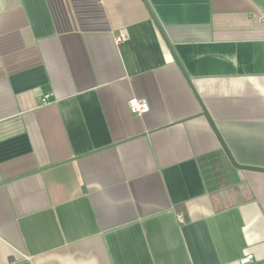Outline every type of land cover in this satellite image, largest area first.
I'll list each match as a JSON object with an SVG mask.
<instances>
[{
	"label": "crops",
	"instance_id": "crops-1",
	"mask_svg": "<svg viewBox=\"0 0 264 264\" xmlns=\"http://www.w3.org/2000/svg\"><path fill=\"white\" fill-rule=\"evenodd\" d=\"M263 19L264 0H0V264H264V173L227 161L207 188L199 159L225 155L173 58L264 169Z\"/></svg>",
	"mask_w": 264,
	"mask_h": 264
},
{
	"label": "water",
	"instance_id": "water-1",
	"mask_svg": "<svg viewBox=\"0 0 264 264\" xmlns=\"http://www.w3.org/2000/svg\"><path fill=\"white\" fill-rule=\"evenodd\" d=\"M143 2V0H142ZM149 12V11H148ZM149 15L150 17L152 18L159 34L161 35L163 41L167 44V41L165 39V36L163 35L161 29L159 28V25L157 24V22H155V19H153V16L151 15V13L149 12ZM173 58H174V61H175V64L177 66V68L180 70L181 74L183 75V78L185 79V81L187 82V84L189 85L193 95L195 96V98L197 99V102L199 103L200 105V108H201V111H202V114L203 116L206 118L210 128L212 129L213 133L215 134V136L217 137L218 139V142L221 146V149L227 159V161L229 162L230 166L236 170H239V171H255V172H262L264 173V169H260V168H253V167H249V166H243V165H239L235 162V160L233 159V157L230 155V152L228 151L225 143L223 142L222 138L220 137L219 133L217 132L216 130V127L214 126V124L212 123V121L210 120L209 116L207 115L204 107L202 106L201 102H199V99L195 93V91L193 90V88L191 87L190 83H189V80H188V77L187 75L184 73V71L182 70V67L181 65L179 64V62L177 61V59L175 58V56L173 55Z\"/></svg>",
	"mask_w": 264,
	"mask_h": 264
},
{
	"label": "trees",
	"instance_id": "trees-1",
	"mask_svg": "<svg viewBox=\"0 0 264 264\" xmlns=\"http://www.w3.org/2000/svg\"><path fill=\"white\" fill-rule=\"evenodd\" d=\"M199 166L202 169L203 177L205 180L204 183H206L208 189L211 190L213 188L211 185L216 180L219 181V185L217 186L220 187L225 185L223 178V173H224L223 169L224 167L225 168H227V166L229 167V164L223 155L220 156L211 155L201 160L199 159Z\"/></svg>",
	"mask_w": 264,
	"mask_h": 264
},
{
	"label": "built area",
	"instance_id": "built-area-1",
	"mask_svg": "<svg viewBox=\"0 0 264 264\" xmlns=\"http://www.w3.org/2000/svg\"><path fill=\"white\" fill-rule=\"evenodd\" d=\"M126 40H127V36L123 32H119L117 34V36H115V43L116 44H120ZM46 98H47V96H45L44 99H46ZM146 103L147 102L144 99L131 98L127 102V108H128L129 113L134 115V116H138V117L144 116L145 114H147L149 112V106ZM177 218H178L179 222H183V218L181 215H178ZM252 262H253V256L251 254H248V255L243 256L239 260L238 263L239 264H251Z\"/></svg>",
	"mask_w": 264,
	"mask_h": 264
}]
</instances>
